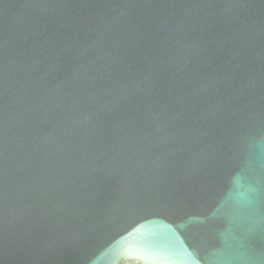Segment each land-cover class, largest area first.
Segmentation results:
<instances>
[{
    "label": "water",
    "instance_id": "water-1",
    "mask_svg": "<svg viewBox=\"0 0 264 264\" xmlns=\"http://www.w3.org/2000/svg\"><path fill=\"white\" fill-rule=\"evenodd\" d=\"M0 264H264V0H0Z\"/></svg>",
    "mask_w": 264,
    "mask_h": 264
}]
</instances>
